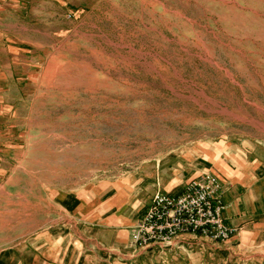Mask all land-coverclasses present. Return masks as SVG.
Returning a JSON list of instances; mask_svg holds the SVG:
<instances>
[{"label":"rangeland","instance_id":"374dc122","mask_svg":"<svg viewBox=\"0 0 264 264\" xmlns=\"http://www.w3.org/2000/svg\"><path fill=\"white\" fill-rule=\"evenodd\" d=\"M13 12L0 243L21 264H235L199 235L141 249L129 233L156 190L204 172L207 144L255 141L264 156V0H29Z\"/></svg>","mask_w":264,"mask_h":264},{"label":"crops","instance_id":"0c3cea01","mask_svg":"<svg viewBox=\"0 0 264 264\" xmlns=\"http://www.w3.org/2000/svg\"><path fill=\"white\" fill-rule=\"evenodd\" d=\"M26 2L29 0H0V115H3L6 109L4 103L8 90L6 86L14 79V76H20L17 70L20 64L19 54L16 47L5 39L7 29L3 18L11 16V13H15L13 11L16 7ZM2 145L4 141L0 139V146ZM1 150L0 148V160H4ZM204 156L203 171L216 174L225 186L224 203L226 207L223 212L225 221L239 227L238 232L229 240L216 241L218 243H214L213 246L228 254V259L235 264H240V262L253 264L255 259L264 258V156L260 153V144L255 141L228 138L216 144H207ZM185 183L179 187L181 183L176 182L171 189L163 191L173 194L180 193ZM157 191L159 190L150 196L142 215ZM136 221L134 220L133 223ZM133 223L132 225L136 224ZM129 236L132 245L131 231ZM56 238V245H60L62 251L69 254V245L72 244L70 242L73 236L64 234ZM1 239L0 237V241ZM74 251H78L77 246L72 248V252ZM18 253V249L6 248L4 243H0V264H21Z\"/></svg>","mask_w":264,"mask_h":264},{"label":"built area","instance_id":"2783aa9c","mask_svg":"<svg viewBox=\"0 0 264 264\" xmlns=\"http://www.w3.org/2000/svg\"><path fill=\"white\" fill-rule=\"evenodd\" d=\"M225 186L212 172L187 181L180 193L157 191L131 230L132 245L147 249L171 245L185 233L225 242L239 227L225 221Z\"/></svg>","mask_w":264,"mask_h":264}]
</instances>
